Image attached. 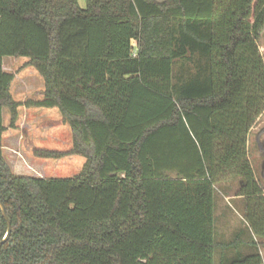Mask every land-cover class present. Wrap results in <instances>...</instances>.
I'll use <instances>...</instances> for the list:
<instances>
[{
  "label": "trees",
  "instance_id": "trees-1",
  "mask_svg": "<svg viewBox=\"0 0 264 264\" xmlns=\"http://www.w3.org/2000/svg\"><path fill=\"white\" fill-rule=\"evenodd\" d=\"M85 3L0 0V199L12 227L0 264H263L260 243L220 236L214 209L238 179L264 240L247 148L264 109V0ZM26 66L43 88L20 102L11 86ZM21 104L59 110L71 146L33 154L81 157L76 173L14 170L3 110L15 128ZM6 229L0 209V239Z\"/></svg>",
  "mask_w": 264,
  "mask_h": 264
},
{
  "label": "crops",
  "instance_id": "crops-1",
  "mask_svg": "<svg viewBox=\"0 0 264 264\" xmlns=\"http://www.w3.org/2000/svg\"><path fill=\"white\" fill-rule=\"evenodd\" d=\"M5 61L12 60L7 58ZM16 63L19 64L20 61H16ZM37 73L38 71L32 66L23 67L16 73L11 91L17 101L24 102L26 98L39 96L36 91L43 88V80ZM3 118L7 127L2 135L4 153L17 173L61 176L74 174L81 167L83 158L78 156L44 159L33 154V150L37 147L64 149L71 146L70 129L68 125L61 122V115L56 107L47 108L21 104L15 128L9 126L7 108L3 110ZM50 121L53 123H49ZM226 196H224L225 200ZM219 215L222 216L221 211H219ZM221 220L225 222L223 219ZM228 227H231L229 232L217 227L220 236L231 237L233 226L230 224Z\"/></svg>",
  "mask_w": 264,
  "mask_h": 264
},
{
  "label": "rangeland",
  "instance_id": "rangeland-1",
  "mask_svg": "<svg viewBox=\"0 0 264 264\" xmlns=\"http://www.w3.org/2000/svg\"><path fill=\"white\" fill-rule=\"evenodd\" d=\"M79 4L82 7H85V0H79ZM259 44V50L264 59V32L259 40ZM7 58L8 60L11 59L12 61H5L3 67L6 70L11 71H16L23 64V60L27 59L26 57L22 56L19 58ZM16 61H20V63L18 64L16 63ZM247 148L249 159L252 165L254 166L259 182L264 189V172H262V170H264V109L261 114L256 118L249 132ZM224 182L226 183L220 185V195H218L215 199L214 213L216 218V228L219 226L223 230H226L225 232H229L231 227L228 226L231 224L233 226V232H231L230 236L239 237L241 235L243 238L247 239L250 242L256 241L257 244L260 243L259 251L261 253L262 258H264V244L262 243L264 240L249 226V222L245 219L244 216L242 201H240V198L235 195L236 190L240 188L239 180H226ZM224 196L227 197L226 200ZM219 211L222 212L221 217L219 215ZM221 219H223L227 223L222 222ZM241 227H245L247 229L245 234L238 233Z\"/></svg>",
  "mask_w": 264,
  "mask_h": 264
},
{
  "label": "water",
  "instance_id": "water-1",
  "mask_svg": "<svg viewBox=\"0 0 264 264\" xmlns=\"http://www.w3.org/2000/svg\"><path fill=\"white\" fill-rule=\"evenodd\" d=\"M0 209H1V212H2L3 217L5 218V220L7 222L6 232L3 235V237L0 239V250H1L2 244L6 240H8V238L10 237L12 227H11V221H10V219L8 217V214H7L6 206H5L4 202L1 199H0Z\"/></svg>",
  "mask_w": 264,
  "mask_h": 264
},
{
  "label": "flooded vegetation",
  "instance_id": "flooded-vegetation-1",
  "mask_svg": "<svg viewBox=\"0 0 264 264\" xmlns=\"http://www.w3.org/2000/svg\"><path fill=\"white\" fill-rule=\"evenodd\" d=\"M262 172H264V170H262Z\"/></svg>",
  "mask_w": 264,
  "mask_h": 264
}]
</instances>
